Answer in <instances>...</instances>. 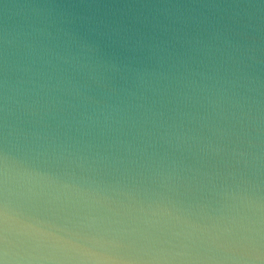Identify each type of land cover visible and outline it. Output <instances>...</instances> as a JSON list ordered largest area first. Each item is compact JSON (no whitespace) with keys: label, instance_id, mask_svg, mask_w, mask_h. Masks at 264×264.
Returning <instances> with one entry per match:
<instances>
[{"label":"water","instance_id":"95a60500","mask_svg":"<svg viewBox=\"0 0 264 264\" xmlns=\"http://www.w3.org/2000/svg\"><path fill=\"white\" fill-rule=\"evenodd\" d=\"M0 264H264V0H0Z\"/></svg>","mask_w":264,"mask_h":264}]
</instances>
